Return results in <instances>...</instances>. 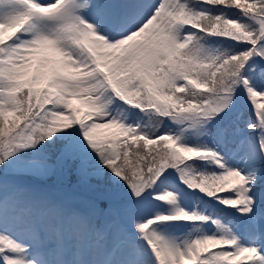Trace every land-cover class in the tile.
<instances>
[{
    "label": "snow or ice",
    "instance_id": "6c2138e0",
    "mask_svg": "<svg viewBox=\"0 0 264 264\" xmlns=\"http://www.w3.org/2000/svg\"><path fill=\"white\" fill-rule=\"evenodd\" d=\"M261 101L264 0H0V264H264Z\"/></svg>",
    "mask_w": 264,
    "mask_h": 264
},
{
    "label": "rangeland",
    "instance_id": "374dc122",
    "mask_svg": "<svg viewBox=\"0 0 264 264\" xmlns=\"http://www.w3.org/2000/svg\"><path fill=\"white\" fill-rule=\"evenodd\" d=\"M261 102H264V101H261ZM93 183H96V181H93ZM244 264H250V262L245 261Z\"/></svg>",
    "mask_w": 264,
    "mask_h": 264
}]
</instances>
